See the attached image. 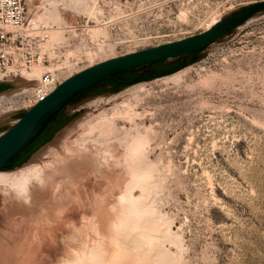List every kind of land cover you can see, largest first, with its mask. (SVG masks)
I'll use <instances>...</instances> for the list:
<instances>
[{
    "label": "rangeland",
    "instance_id": "rangeland-1",
    "mask_svg": "<svg viewBox=\"0 0 264 264\" xmlns=\"http://www.w3.org/2000/svg\"><path fill=\"white\" fill-rule=\"evenodd\" d=\"M256 1L26 0L31 17H38L33 21L47 27V61L25 70L42 67L27 89L25 81L0 90V119L37 102L44 71H54L59 84L99 61L207 30ZM135 87L137 93L127 92ZM114 93L138 102L136 121L148 131L146 152L156 161L148 201L171 233L170 264H264V11L202 57L85 98L71 110ZM6 198L0 194V264H53L70 247L74 254L67 233L44 232L50 220L44 210L14 216L16 202Z\"/></svg>",
    "mask_w": 264,
    "mask_h": 264
},
{
    "label": "bare ground",
    "instance_id": "bare-ground-1",
    "mask_svg": "<svg viewBox=\"0 0 264 264\" xmlns=\"http://www.w3.org/2000/svg\"><path fill=\"white\" fill-rule=\"evenodd\" d=\"M41 71L42 67L31 73L23 70L29 80L24 90ZM57 85L39 93L38 100ZM136 90L127 92L135 94ZM128 93H114L88 103L92 111L64 127L30 161L15 169H0V194L17 204L13 215L44 210L50 219L43 225L44 232L69 235L74 254L69 246L65 256L59 255L53 264H170L167 243L171 233L162 227L148 201L155 187L156 161L146 152L148 131L141 132L136 121L138 102H132Z\"/></svg>",
    "mask_w": 264,
    "mask_h": 264
},
{
    "label": "water",
    "instance_id": "water-1",
    "mask_svg": "<svg viewBox=\"0 0 264 264\" xmlns=\"http://www.w3.org/2000/svg\"><path fill=\"white\" fill-rule=\"evenodd\" d=\"M262 11H264V0H259L237 8L223 19L218 20L214 25L205 31L191 34L177 40L160 43L154 46L114 56L99 61L75 74L70 75L61 81L59 85H57L49 94L38 100L27 111L20 109L6 114L0 119V130L8 128L0 135V169L18 168L20 165L8 168L10 160L28 144H30L42 131L52 116L67 104L65 112L67 113L68 120L54 133L50 140L41 146L24 163L30 161L72 119L77 117L87 108L85 106L74 112L71 110L72 105L85 98L98 94H92L91 90H88L78 95L82 91L94 86L100 81L107 79L125 83V85L122 86L124 87L141 79L152 78L154 76L148 77L144 74L141 75V78L138 80L121 79L117 76V74L123 71H132V69H135L136 67H139L137 71H140L142 70L140 67L142 68L147 64L161 59L165 60L159 64V68L170 66L173 61L183 55H186L184 58H187L185 64L190 63L191 61L207 54L209 49L214 44L236 35L250 19ZM190 53H195L193 60L192 57L188 58V54ZM160 74H156L155 76ZM25 81H28V79L17 78L0 80V82L6 83L4 88L23 83ZM107 84L108 83H99L96 88H103L106 90L101 93L115 90V88L107 86ZM75 96L77 97L74 98ZM72 98L74 99L71 100ZM15 117H20L15 124L5 123V121Z\"/></svg>",
    "mask_w": 264,
    "mask_h": 264
},
{
    "label": "built area",
    "instance_id": "built-area-1",
    "mask_svg": "<svg viewBox=\"0 0 264 264\" xmlns=\"http://www.w3.org/2000/svg\"><path fill=\"white\" fill-rule=\"evenodd\" d=\"M46 30L43 23L32 20L26 0H0V80L23 78V70L47 61L42 48ZM57 83L54 71H44L35 100Z\"/></svg>",
    "mask_w": 264,
    "mask_h": 264
},
{
    "label": "trees",
    "instance_id": "trees-1",
    "mask_svg": "<svg viewBox=\"0 0 264 264\" xmlns=\"http://www.w3.org/2000/svg\"><path fill=\"white\" fill-rule=\"evenodd\" d=\"M196 53V52H195ZM195 53H190L188 54V58L189 57H192V60L194 59V54ZM184 56L186 55H183V56H180L178 57L177 60L173 61L172 65L171 66H168V67H158L159 64L162 63L163 60L165 59H161V60H158V61H155L153 63H150V64H147L145 66H143L142 68L140 67V69L144 70V71H147V76L148 77H152V76H155L158 72H161V73H167V72H171L173 70H175L176 68H179L180 66H183L185 64V61L187 60V58H184ZM135 69H139V67H136ZM133 72L135 71L134 69H132ZM129 72L131 71H123V72H120L117 74V76H122V77H125L126 75H129ZM138 72V71H136ZM135 72V73H136ZM136 80L140 79L141 78V74H136ZM106 81H109V80H106ZM104 81H100L98 83H96L94 86L82 91L81 93H79L78 95L88 91V90H91V93L92 94H96V93H101V92H105L106 90L103 89V88H96V86L99 84V83H102ZM123 85H125V83H120L119 85H117V87H115V90H118L120 89ZM3 89L2 87L0 88V90ZM77 95V96H78ZM77 96H75L74 98H76ZM74 98H72L71 100H73ZM70 100V101H71ZM67 120H64L62 122L59 123V127H61L62 125L65 124ZM26 148L23 149L22 151H20L19 153H17V155H15L12 159L13 162L11 163V165L9 167H16V166H19L21 164H23L25 162V160H27L29 157H30V154L29 153H26Z\"/></svg>",
    "mask_w": 264,
    "mask_h": 264
},
{
    "label": "flooded vegetation",
    "instance_id": "flooded-vegetation-1",
    "mask_svg": "<svg viewBox=\"0 0 264 264\" xmlns=\"http://www.w3.org/2000/svg\"><path fill=\"white\" fill-rule=\"evenodd\" d=\"M134 70H135L134 72L132 70L131 72H129V75H126L125 77H122V76H118V77L121 78V79H136V77H135L136 74H141V75H144L145 74V75H147V71L140 70V71L136 72L138 69H134ZM160 73L161 72H158L157 74H160ZM107 80H109V81L103 80L104 82H102V83H108L107 86H111L113 88L117 87V85H119L120 83H122V82L115 81V80H111V79H107ZM5 85H6V83L0 82V88L1 87L4 88ZM66 105L63 106L60 110H58L57 113H55L52 116V118L46 123V125L44 126V128L42 129V131L38 134V136L30 144H28L25 147L26 150H27L26 153H29L30 156L32 154H34L41 146H43L48 140H50L52 138V136L54 135V133L60 128L59 127V123L62 122V121H64V120H68L67 113L65 112ZM13 160L14 159H11L10 160V165L13 162ZM9 166H8V168H13V167H9Z\"/></svg>",
    "mask_w": 264,
    "mask_h": 264
}]
</instances>
